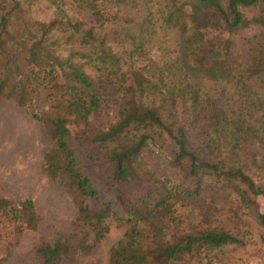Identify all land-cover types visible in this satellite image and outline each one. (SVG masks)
<instances>
[{"label": "trees", "instance_id": "16d2710c", "mask_svg": "<svg viewBox=\"0 0 264 264\" xmlns=\"http://www.w3.org/2000/svg\"><path fill=\"white\" fill-rule=\"evenodd\" d=\"M46 1L55 9L47 24L26 18L22 0L0 12V95L6 77H17L19 104L42 89L52 108L39 117L51 142L44 173L67 180L77 219L96 241L109 234L111 215L130 225L109 264H228L229 247L251 240L238 210L254 204L251 195H264L257 184L264 182V36L242 67L227 33L242 23L239 6L257 9L253 21L264 32V0H69L108 18L103 37L134 43L119 55L134 83L117 96L119 119L108 132L88 118L118 64L72 29L64 0ZM52 25L75 36L77 48L64 57L39 35ZM154 42L163 62L150 61L145 74L136 63L150 58ZM55 70L59 78L51 81ZM177 202L195 212V227L170 229ZM233 202L240 204L234 209ZM0 211L27 228L40 222L30 198L0 197ZM257 217L264 226V211ZM38 251L50 264L64 248L43 244Z\"/></svg>", "mask_w": 264, "mask_h": 264}, {"label": "rangeland", "instance_id": "374dc122", "mask_svg": "<svg viewBox=\"0 0 264 264\" xmlns=\"http://www.w3.org/2000/svg\"><path fill=\"white\" fill-rule=\"evenodd\" d=\"M64 3L68 14L76 21L72 29L89 42L105 47L111 61L118 64V71L100 91L96 112L88 118L108 132L119 119L117 96L122 89L134 83L135 73L130 65L119 60V55L134 46V43L119 44L108 34L103 37L99 33L106 29L108 18L99 19L88 12L79 11L69 0H64ZM9 4L10 0H0V12ZM22 7L28 19L47 24L55 18V9L46 0H22ZM238 9L242 13V23L237 29L228 32L227 36L232 41L233 59L243 67L264 32L253 21L257 9L244 6ZM87 27H93L96 33H89ZM39 35L44 42L53 44L55 54L59 57L77 48L76 42H72L75 36L60 33L55 25H52L51 31H41ZM156 45V42L152 44L149 59H141L136 63L137 68L145 74L153 69L150 61L163 62L161 51L156 49ZM28 64L32 70L35 69L32 63ZM86 71L94 78L98 75L91 67ZM58 78L59 72L55 70L50 80ZM16 81L17 77H6L5 92L0 95V197L32 199L40 222L35 229L27 228L24 223L17 224L0 211V264H45L39 247L56 243L64 248V252L50 264H109L111 248L123 239L130 225L111 215L108 219L109 234L96 241L91 231L77 219V197L68 187L67 180L64 177L50 178L43 171L44 153L51 147V142L44 121L39 117L45 118L46 114H52L50 102L41 89L35 95L29 94L26 104H19ZM33 114L38 115V118ZM135 160L143 162V157L137 156ZM261 183L264 184L263 181L257 184ZM251 197L254 204L238 210L251 233L250 243L244 248L229 247L228 264H264V226L257 217V211H264V195ZM239 204L233 202L232 206L235 209ZM175 209L177 220L170 223V229L185 230L197 225L196 214L187 205L177 202Z\"/></svg>", "mask_w": 264, "mask_h": 264}]
</instances>
